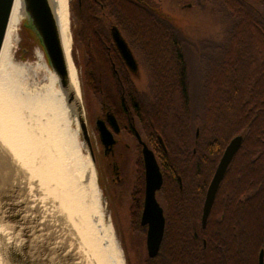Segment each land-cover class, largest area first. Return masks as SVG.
Returning a JSON list of instances; mask_svg holds the SVG:
<instances>
[{
  "label": "trees",
  "instance_id": "obj_1",
  "mask_svg": "<svg viewBox=\"0 0 264 264\" xmlns=\"http://www.w3.org/2000/svg\"><path fill=\"white\" fill-rule=\"evenodd\" d=\"M215 1L228 26L222 41L203 46L199 109L185 39L151 0L149 5L135 0L72 3L88 55L85 90L102 111L114 115L126 135L133 136L135 128L158 158L168 221L155 264H258L264 251V0ZM111 26L142 56L148 92L137 90L117 55ZM237 136L241 146L203 229V195L226 146ZM137 167L143 169L141 157ZM177 176L187 196L181 195ZM180 208L196 219L178 222Z\"/></svg>",
  "mask_w": 264,
  "mask_h": 264
},
{
  "label": "rangeland",
  "instance_id": "obj_2",
  "mask_svg": "<svg viewBox=\"0 0 264 264\" xmlns=\"http://www.w3.org/2000/svg\"><path fill=\"white\" fill-rule=\"evenodd\" d=\"M151 1L158 7L155 10H158L175 24L176 29L185 39L183 48L189 66L191 92L194 105L196 109H199L200 94L198 91V81L202 68L201 58L205 49L203 46L206 43L222 41V39H224L228 26L223 16L224 11L215 0ZM73 2L74 0H69V21L72 35L71 55L80 80L82 113L86 121L88 132L90 133L94 153L96 152L97 154L100 146L95 128V121L102 111V106L97 101V98L84 88L83 68L85 62H87L88 55L85 54V48L80 40V26L77 16L72 9ZM29 29L30 25L27 18L23 19L18 29L12 57L16 65L29 66L25 81L28 88H43L46 85V78L49 72L52 73V71L42 49L38 44L33 43L32 37L30 38L31 34ZM26 46L28 48H26ZM135 56H137L136 53ZM36 60L40 61V68L36 66ZM130 74L137 90L141 93L148 92L149 75L143 65V61H138L137 73ZM62 129H65L66 136L73 139L72 145L65 143L64 139H62L63 132H61V135L56 128L50 131H47L46 128L37 131L39 143L41 145L44 144L46 154L50 156L52 160L56 159L58 162V165L53 163V168H55L56 172L55 176H52L42 185L45 190L42 197H45L46 202L48 201L47 203L55 208L56 215H58L60 221H62V224L68 231L72 240H74L76 244L78 243L80 249L85 252L95 264H97L96 255H98L96 249L98 247H105L103 232L92 228L91 216L83 218L82 220L84 221H81L76 214L78 210H75L73 207L75 202L86 208V215H90L97 209L99 210L102 215L101 222L105 229L109 228V238L117 248L123 264H140L141 258L144 256L143 248L142 251L139 247L138 250H133L131 246V237L128 235L129 233L125 230L124 237L121 238L118 230L115 228L113 219L110 216V208L107 205L106 196L104 195L98 179L97 165H95L91 159L88 149L82 140L78 126L69 124V126L66 127L62 126ZM119 139L128 143L130 153L127 155L128 159L126 161L124 160V163L126 166L129 164L132 166L133 163L130 162H135L134 148L137 146V142L133 137L126 135L124 132L119 135ZM42 147L43 146H41V148ZM39 158L40 157L37 155L36 159L32 161V166L36 169H39V167L42 168L43 163L38 162L40 159L46 164V160ZM90 167L93 169V174L95 176V187L97 189L100 208L94 205V194L87 189ZM73 198L77 200H71ZM125 201L127 202V199ZM124 224L128 230V222H124Z\"/></svg>",
  "mask_w": 264,
  "mask_h": 264
},
{
  "label": "water",
  "instance_id": "obj_3",
  "mask_svg": "<svg viewBox=\"0 0 264 264\" xmlns=\"http://www.w3.org/2000/svg\"><path fill=\"white\" fill-rule=\"evenodd\" d=\"M23 3L30 25V36L42 49L53 75L58 80L60 90L68 91L66 57L49 1L23 0ZM13 4L14 0H0V53ZM170 23L176 28L175 24L171 21ZM111 36L124 65L130 73L136 74L138 62L121 32L116 27H112ZM66 101L71 104L72 96H67ZM80 109L82 112L81 107ZM106 121L114 132H119L116 118L112 113L106 114ZM78 128L91 159L96 165L95 153L84 117L80 119ZM95 128L105 149L114 143L113 135L106 128L103 120L97 119ZM136 137L142 146L145 169V200L141 224L149 226L147 248L149 256L154 257L164 234V217L156 200V193L162 186L163 178L153 151L137 133ZM159 140L164 146L162 139ZM241 143V136L232 139L220 158L206 192L202 228L206 227L220 183ZM32 187L27 174L19 171L8 151L0 144V264H95L80 249L78 243L72 240L58 215L52 213L48 206L41 202V198L33 193L34 187ZM34 200L36 202H33ZM263 255L261 250L258 264H263Z\"/></svg>",
  "mask_w": 264,
  "mask_h": 264
},
{
  "label": "bare ground",
  "instance_id": "obj_4",
  "mask_svg": "<svg viewBox=\"0 0 264 264\" xmlns=\"http://www.w3.org/2000/svg\"><path fill=\"white\" fill-rule=\"evenodd\" d=\"M48 1L62 40V47L66 57L69 90L61 91L56 76L51 72H49L46 78V85L43 88L31 89L26 85V73L29 66L16 65L12 57L18 29L22 20L26 18V11L23 0H14L0 53V144L8 151L19 171L27 174L30 184L34 187L33 193L41 198V202L45 203L52 213L56 214L55 208L47 203L46 198L41 195L45 193L44 186H42L43 183L55 176L56 172L55 168H53V163L58 165V162L56 159L52 160L46 154L44 144L41 145L39 143L37 131L44 128L50 131L56 128L61 135V132H63L62 139H64L65 143L72 145L73 139L65 135L66 131L62 129V126L66 127L69 124L78 126L80 119H83L84 115L80 109L82 99L79 75L71 55L72 35L69 21V0ZM36 61V66L40 68V61ZM69 95L73 98L71 104L66 101ZM41 146L43 147L41 148ZM37 155L46 160L45 164L39 158L38 162L43 163L42 168L39 167V169L32 166V161L36 159ZM87 189L94 194V205L100 208L95 187V176L91 167ZM33 196L35 197V195ZM71 200L75 201L77 199L73 198ZM33 202H36V200ZM73 207L78 210L75 213L81 221H84L82 220L83 218L91 216L92 228L103 232L105 247H96L98 254L96 255V263L123 264L117 248L109 238V228L105 229L101 222L102 215L99 210L97 209L90 215H86V208L80 206L77 202H75Z\"/></svg>",
  "mask_w": 264,
  "mask_h": 264
},
{
  "label": "flooded vegetation",
  "instance_id": "obj_5",
  "mask_svg": "<svg viewBox=\"0 0 264 264\" xmlns=\"http://www.w3.org/2000/svg\"><path fill=\"white\" fill-rule=\"evenodd\" d=\"M135 1H137L143 5H149V0H135ZM195 1H197V0H195ZM112 27H116L118 30H119V28L117 26H111L110 30H109V36H110L111 44L115 48L117 55L120 57V55H119V53L115 47L112 36H111ZM123 38H124V36H123ZM126 42H127L128 46L130 47L135 60L137 62L140 60L143 61L142 56L140 54H138L136 52V50H134L135 48L133 46H131V44L127 40H126ZM178 43L182 44V42H178ZM135 53L138 57L135 56ZM120 59H121V57H120ZM108 112L111 113L110 111H101L100 115L97 116V119H101L105 122L106 128L113 135L114 143L105 149V147L102 145V143L99 139V135L97 132L98 139H99V146H100L99 152H97V154L95 152V162L97 165L96 167H97V172H98V179L100 181V185H101V188L104 192V195L106 196L107 205L110 208V211H109L110 216L113 219L114 226L118 230L120 237L121 238L124 237V231L126 230L129 233L128 235H130V237H131L132 249L138 250V247H139V249L142 251V248H143L144 256L141 258L140 264H155V262H157V260H159V258L161 256V250H162L164 240H165L166 225H167V221H168L167 209H166L165 201L163 198V192H162L163 183H162L160 190L156 193V200L159 204V207L162 209V213H163V217H164V234H163V238H162V241H161V244H160V247H159L157 254L154 257H150L148 254V248H147V237H148L149 226H148V224H145V225L141 224V218H142V214H143V210H144V200H145V169H144V163H143V157H142V146L138 142V139L136 137V133L139 136H140V134L137 132V130L135 128H132L133 136H131V137H133L137 142V146H135V148H134V151H135L134 160H135V162H130V163H133L132 166H130V164L126 166V164L124 162L128 159L127 155L130 153L129 152L130 149H129L128 143H126L124 140L119 139V135L124 131L121 129L118 122H117V124L119 127V132L116 133V132H114L112 127L109 125V123L106 121V114ZM140 138H141V136H140ZM157 139H158L160 146L162 148H164V146L160 143V140H159L160 137H157ZM141 140L147 145V147L151 151H153L148 146L147 142H145L142 138H141ZM164 150H165V148H164ZM153 153L156 157V154L154 151H153ZM139 157H141L143 169L137 167V161H138ZM156 159L158 162L157 157H156ZM134 164H135V166H134ZM158 165H159V162H158ZM159 168H160V166H159ZM160 172L162 174L161 169H160ZM214 172H213V174L209 180L208 186L212 180ZM225 175H226V173H225ZM225 175H224V178H225ZM162 178H163V174H162ZM224 178H223V180H224ZM177 179L179 182V191H180L181 195L183 194V195L187 196L189 192L183 191V184H182L181 176H177ZM163 180H164V178H163ZM221 183H220V185H221ZM208 186H207V189H208ZM207 189L203 195V204H202L201 214H200L201 227H202L203 205H204ZM218 190H219V188H218ZM239 197L240 198H238V201L241 202L243 197H244L242 192H241ZM126 199H127V202L125 201ZM211 210H212V208H211ZM210 213H211V211H210ZM210 213H209V216H210ZM209 216H208V218H209ZM175 218L178 222L193 221L196 219L195 215H191V214L190 215H183L182 214V208H180L179 214ZM207 221H208V219H207ZM124 222H128V224H127L128 230L126 229ZM206 225H207V222H206ZM205 228H203V229H205ZM211 250L213 251L214 248H212ZM263 253H264V251H263ZM258 256H259V254H258ZM139 258H140V256H139ZM257 262H258V258H257ZM263 264H264V255H263Z\"/></svg>",
  "mask_w": 264,
  "mask_h": 264
}]
</instances>
